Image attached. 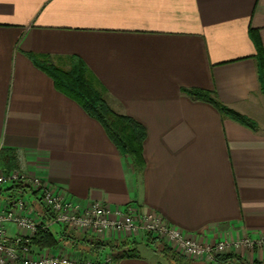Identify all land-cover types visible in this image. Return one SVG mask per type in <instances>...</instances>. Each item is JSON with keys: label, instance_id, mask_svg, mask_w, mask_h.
Instances as JSON below:
<instances>
[{"label": "crops", "instance_id": "1", "mask_svg": "<svg viewBox=\"0 0 264 264\" xmlns=\"http://www.w3.org/2000/svg\"><path fill=\"white\" fill-rule=\"evenodd\" d=\"M254 33L264 48V0H0V152L15 151L21 171L81 206L130 205L199 241L264 238ZM31 54L66 71L80 59L111 109L144 126L142 171ZM193 89L215 92L257 132L184 93ZM244 259L264 264V251ZM120 264L161 261L141 254Z\"/></svg>", "mask_w": 264, "mask_h": 264}, {"label": "built area", "instance_id": "2", "mask_svg": "<svg viewBox=\"0 0 264 264\" xmlns=\"http://www.w3.org/2000/svg\"><path fill=\"white\" fill-rule=\"evenodd\" d=\"M15 185L27 187L46 212L36 211L26 195L14 193L7 196L4 189ZM8 226L16 234H8ZM55 226H69L83 235L101 240L138 239L153 237L164 242L177 254L189 260L217 264L219 257L264 251V238L223 240L208 242L196 240L184 231L170 226L161 216L145 213L133 206L112 209L100 202L81 206L47 180L19 170L0 169V264H113L112 257L102 260L72 259L63 252L38 250L33 240L40 232H49Z\"/></svg>", "mask_w": 264, "mask_h": 264}, {"label": "trees", "instance_id": "3", "mask_svg": "<svg viewBox=\"0 0 264 264\" xmlns=\"http://www.w3.org/2000/svg\"><path fill=\"white\" fill-rule=\"evenodd\" d=\"M253 40L257 50L255 60L261 92L264 95V48L257 34H253ZM30 59L35 66L45 72L54 82L56 89L67 97L76 101L85 112L93 119L99 121L104 127L111 141L117 146L120 154L128 158L135 169L142 171L145 167L144 143L147 131L134 119L114 112L101 92L93 85L89 78V72L80 59H75L69 71L57 67L49 57L31 54ZM184 93L194 101L205 102L214 106L224 119L231 120L243 127L257 132V124L248 117L232 110L223 104L215 92L205 90H184ZM0 169L13 171L19 170L18 157L15 151L3 149L0 152ZM7 196L14 193L27 195V187L15 185L3 190ZM33 196H36L33 193ZM36 211L46 212L40 204H34ZM38 250H58L65 247L73 252L81 253L85 258L102 260L106 256L112 257L113 264H120L124 259H139V246L144 244L167 264H205L189 260L177 254L171 247L156 238L147 236L143 242L136 239L101 240L81 234L72 230L69 226H61L59 231L53 229L49 232H40L33 240ZM217 264H250L244 258L236 255L219 257ZM257 264V263H253Z\"/></svg>", "mask_w": 264, "mask_h": 264}, {"label": "rangeland", "instance_id": "4", "mask_svg": "<svg viewBox=\"0 0 264 264\" xmlns=\"http://www.w3.org/2000/svg\"><path fill=\"white\" fill-rule=\"evenodd\" d=\"M3 170V169H1ZM7 171V170H5ZM26 199L30 202H33L35 200V198L33 196H30V195H26ZM54 228L56 229H59L60 226H55ZM53 228V229H54ZM144 239V238H143ZM140 248V247H139ZM139 250V253L140 254H144V255H147L148 257L154 259V260H158L159 262L161 261V264H167L163 259H161L160 257H157L156 254L148 247L146 246H142ZM82 260V259H81Z\"/></svg>", "mask_w": 264, "mask_h": 264}]
</instances>
